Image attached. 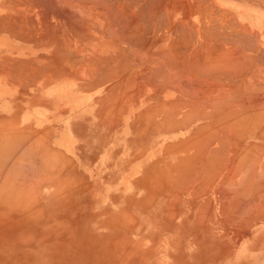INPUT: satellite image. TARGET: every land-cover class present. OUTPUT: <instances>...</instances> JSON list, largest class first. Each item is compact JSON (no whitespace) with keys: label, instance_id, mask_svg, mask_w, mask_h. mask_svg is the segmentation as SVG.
I'll list each match as a JSON object with an SVG mask.
<instances>
[{"label":"crops","instance_id":"1","mask_svg":"<svg viewBox=\"0 0 264 264\" xmlns=\"http://www.w3.org/2000/svg\"><path fill=\"white\" fill-rule=\"evenodd\" d=\"M177 1L179 2V4ZM1 2H2V0H0V3ZM172 2L174 3L173 4V12L176 11V12L180 13L181 16L184 15V13H187L188 15L191 14L189 16V18L192 15H195V20H194L195 25L194 26L196 27L197 30H203L202 31L203 32V38L202 37L201 38H193L194 40L191 38H187V39L185 38V40H182L183 42L179 41L180 39H182V38H180V39L176 40V42L180 43V45H182V46H183V43L185 45L189 44V46H192V45L198 46V45H196L198 42L200 44L204 43L203 45L205 47L207 45L209 46V47L207 46L206 48H209V50L211 52L208 51V49L206 51L209 52L208 56H210V57H213V56L217 57V54H220V53H218V51H221L222 48L225 51H227L226 50L227 48L228 49L229 48L234 49V54H233L232 59H235L234 57H236V58L241 57L243 60V62H241L242 60L239 61V62H241V63H239L240 68H238V63L234 62L236 64V67H237V68L236 67L235 68L238 71L237 72L238 74L235 73V76H236V74L238 75V76H236L237 81L238 82L240 81L238 83V85L239 86L242 85L241 87L244 86L243 88L246 87L245 89H243V88H240L239 86H237V88H239L240 90L242 89L241 91L239 90L240 92L238 91L240 94L239 93H237V94L242 95V97H244L245 96L244 94L247 93L246 96L251 95L252 97H255V98H256V96H261L262 94L264 96V93H262V92H264L263 91L264 90V71H263L264 70V60H263L264 59V0H172ZM1 4H3V3H1ZM4 4H6V2H4ZM199 8H202V12H197L199 10ZM8 9L6 8V10H8ZM6 10H5V8L4 9L0 8V16L5 15V18H7L6 15L7 14L9 15L10 13H9V11L7 12ZM1 18L4 20V22L6 21V19H4L3 17H1ZM203 19H204V22L202 23L201 21ZM0 23H2V22H0ZM9 23L10 22H8V24ZM208 23L210 25H208ZM4 24L3 25L1 24L2 26H1L0 30L2 29ZM8 24H5V26L3 28L9 27ZM209 27H211V28H209ZM10 28L9 29L12 31L13 34L12 33L10 34L8 28H7V30L4 29V30H6V32L3 29H2L3 31L1 30V32H0V47H1L0 48V60H1V62L3 60V63H4V64L2 63L1 66L7 64V62L9 63V61L7 60V59H9V58H7L9 55H10L9 57L13 56L12 58L14 60H15V58H16V60L17 59L21 60L24 58L22 56L14 55L15 54V52H14L15 51V26L14 25H13V27L10 26ZM206 30L209 34H207ZM232 30H234V37L231 38L229 35H227V37H226V34L224 32H232ZM9 34L11 35V37H9L10 36ZM206 35L207 36L211 35V36H208V38H207ZM238 35H239V37H238ZM220 36H221V38H220ZM222 38H224V39H222ZM237 38H239V39H237ZM191 40L193 41L194 44L191 43ZM228 40H229V42H227ZM217 41H218V43H217ZM220 41H223L222 44L220 43ZM237 41L239 43H237ZM205 42H207V43H205ZM225 43H227V44H225ZM236 43L238 44V46ZM246 43L250 44V45H248L247 48L245 46V45H247ZM241 44L243 45V47H239V46H241ZM231 45H233L234 48ZM235 45L237 46V49H235L236 48ZM213 49H214V51H213ZM235 51L238 52L237 53L238 56L235 54ZM251 51H253V52H251ZM215 52L217 53L216 55H215ZM2 53H4V55ZM234 55H236V56H234ZM221 56H222V51H221ZM1 57L6 58L7 62L4 61L5 59H2ZM218 57H219V55H218ZM249 57L252 59H250ZM241 58H237V59H241ZM260 58H261V60L258 62V59H260ZM13 59H12V62H13ZM262 61H263V64H262ZM12 62L10 61V63H12ZM231 62H232V60H231ZM245 62H247V63L253 62L254 63L253 66L251 65L252 63L250 64L251 65L250 68H252V71H253V72L251 71V74L248 71L249 66ZM14 63H15V61H14ZM14 63H12V64H14ZM242 63L246 64L248 68L246 67V65H244ZM260 64H262V65H260ZM1 66H0V70H2ZM3 67H4V69L7 67L6 70L8 72H6L4 70L5 72L2 71V73H0V76H1L0 85L4 86V87H2L4 90L0 88V127H3L4 126L3 123H5V122L7 124L9 122H11V124H14L13 125L14 127L11 129V127H12L11 125L6 124L5 125L6 128L4 126L5 129L4 128L3 129L6 132L8 131L9 133H6V134L2 133V134L7 135L8 139H7V136H5V135H4L5 137L2 136L3 137L2 138L1 134H0V137L2 138V139L0 138L1 139L0 142L2 143V140L5 139L4 141L8 143L9 139L11 140V138L13 139L16 136L15 134H17V133L19 134V132H20V134L23 133V131H25V128L29 129L30 133H31L30 134L27 129H26V131L28 133L26 131L24 132V133H26V135L28 134V136L26 137V141H28L27 139H29L28 143H25V142L19 143L18 142V141H20V142L23 141L24 137L26 136V135L24 136L21 134L22 136L18 135V136H20V137H18V139H17V136H16V139L14 138L15 141L11 140L12 143L9 140V143L11 145L10 149H9V146H7V143L6 144L4 143L5 145L1 144V146H7V147H1L0 146L1 149L7 148L4 150L6 152L8 151L7 152L8 156L6 155L4 150L2 153L0 151V156H1L0 157V163H1V165H0V182L2 181L1 180L2 177L4 179L6 177V175L9 176V174L11 172L13 174V176H12V174H11V176H9L12 178L8 179L9 177L7 176L8 178H5V180H3L2 183H0V189L1 190L3 189V187L5 188V186H7V185L9 187V189L6 187V189H3V191H1V192L9 191L13 187V189L15 188L14 190H17L16 192L14 190L13 191L11 190L13 192V194L14 193L16 194L15 196L13 195L15 200L17 199L20 201L21 199L22 200L24 199L23 202H27L28 200L33 201V202L29 201L28 202L29 204L23 203L22 201H20V202L18 201L19 202L18 205L16 203L17 201H15V203L12 202L13 205L11 204L10 206L28 205V206H38V207L60 206V207H65V208L67 207L70 209L71 208H77V210L74 213V216L78 215L79 217L74 218L72 220H68V221L77 222V223L78 222L97 223L99 225V229H102V226L108 225L106 227V229L108 231L115 230V227H111L110 224H115L116 222L117 223H123V224H130L129 226L124 228L123 231L121 233H119L117 236L114 235V237L116 239L108 241L107 243H105V245L111 246V248H112L108 254L117 253L113 249L118 248V247H122L125 249L124 254H133V253H135V251H133V249H135V247H138L140 250L139 251L140 252L139 264H260L264 261V256H263L264 245L260 246L261 250H260L259 255H253V254L250 255L251 250L244 249L242 247L244 244H245V246L248 244V243H246L247 240L254 239L256 237V235L258 234V232L261 229V227H260L261 216L264 215V185H263L264 184V178H263L264 177V172H263L264 171V161H263L264 151L261 152V149H260V153L258 152L261 156H259L256 153L257 151L255 152V154H257L258 156L255 155L254 152L252 151L253 152L252 156H250V154H251L250 149L251 150L252 149L257 150V148H254V147L260 148L261 146H263V148H264V127H263L264 125L259 124L260 122H262V120L257 121V119H259V117L261 116V115L259 116L258 113H260L261 111H264L263 109L260 111L261 108H264V105L261 106V102H263V99H264L263 97H261V101L259 103H253L254 105L251 104L252 106L250 105V103L244 102L245 101L244 99L243 100L239 99L241 101V102L239 101L241 104L244 103V105H241V106L239 105V107H242V108L245 107L244 110L239 108L241 111H243L242 112L243 115H244V111H246V109L251 110L252 108H254V110L257 111L258 113H257V115L252 114V117L254 116L255 118H253V120L255 119L259 123L257 124V122L256 123L253 122L252 127H250V125H248L247 122L245 121L248 119L246 115H245V118H247V119H245L243 121L241 118L244 119V117H240V122H241V120H242V122H246V124L250 128H253L254 124H257L258 126L262 125L260 127L255 125L254 128L252 129V130H254L253 132H248L247 127L243 129V127L246 125L245 123H244L245 124L244 126L242 125L243 127L240 126V127H242L241 130H239V134L242 133V135L240 134L241 137L247 136L248 134H250V136H253L250 139L248 138L245 141V143L243 145H241L242 149H243V147L246 149L250 145L248 147L249 148L248 150L250 151L249 157L247 158L244 155H241L242 154L241 151L238 152V155L241 152V154L239 156L236 155L237 153L235 152L236 154L234 156H235V161L237 163L234 161V164H233V162H232V165H233L232 167L237 168V169H234L231 166L229 167V165H228L229 164L228 161H232V159L234 160V157L231 156V153L229 154L226 150H225V153L220 152V151L213 152L215 155H217V154H218V156L220 155L219 157L217 156L218 160L221 157L222 153H223V155L225 154V156H226V153L228 154V156H226V157L223 156V157L227 158L229 160L226 159L227 161H225V159H223V161H221L222 160L221 158H220L221 160H219L220 162H225V164H226V167H225V165L223 163H219L218 160L216 161V159H217V158H215L216 156L214 157L213 155H210L211 152L208 151V153L203 155V158L202 157L201 158L204 159L208 155H210V156H208L210 159L214 158L213 161L218 162V164L216 163L217 166H220V164H221V166H220L221 169L216 167L217 170L220 169L219 171H221L222 169H225V168L226 169L222 170L221 172L218 171L220 174L217 173V175L215 176V177H217L219 175L217 178H215V177L213 178L212 174H214V173L211 172L210 175L212 176L213 179L210 178V180H209V178H205V180L207 179L206 180L207 183H206V185H204L205 182L202 183V181H204V180H201V182H200V179L201 178L203 179L205 177V176L202 177V174H201V171L203 170V168H200V166H198L197 164L203 165L204 161L207 163L208 157H207V161L204 160L203 163H202V161H201V163H199L197 161V163H196L197 166L195 167V166H193L195 164L193 161H192L194 163L193 165L190 166V164H188V163H192V162L186 161L189 158L187 159V155L185 153L179 151L178 148L180 146L177 148L178 151H173L171 153L168 152L167 150L166 151L164 150L165 147H166V149L169 147V145L167 147V144H169V143H172L170 145H174V144H176V142L177 143L180 142L179 140H184L187 137L189 138L190 137L188 135L189 132H183L182 134L180 132L177 135L172 136V138H170V141H169V139H166L163 135L149 136V134L147 133V130L144 129L142 122H140L141 125L140 124H137V125L134 124V125L130 126V124H133L132 123L133 120L131 117L132 112H130V114L128 115L127 118H121V117H123L122 115L124 112L120 111L121 112V114L119 115L120 119L118 118V116L116 119V117H115L117 115L116 110L112 111V112L109 110L113 114H111L109 111H107L111 115H109L108 113H105L102 110L103 113H105L107 116H112V120H111V118L109 119V122L111 124H109V122H107L108 121L106 118L107 116L104 115V117H103L100 110H96V109H86L85 110L83 107H79L77 105H72V104L67 105L65 103H53L50 101V99L45 98V96H43L42 94L37 96V95L32 94V93L30 94L27 90L15 89V82H11V79L9 81V78H11V77L8 78L9 75L6 74V73H10V72H15L14 71L15 70V64L13 65L14 70L10 71V72L8 69V67H9L8 65H6V67L5 66H3ZM253 67H254V69H253ZM241 68L243 70L245 68V71H243V70L240 71L239 69H241ZM257 69H258V71H257ZM249 70H251V69H249ZM246 71H248V72L246 73ZM240 72H243V74H245V75L241 74ZM260 72H261V74L263 73L262 74L263 76L260 74ZM14 74H13V76H14ZM247 74H249V75H247ZM10 75H11V73H10ZM252 75H254L253 76L254 79L251 77ZM13 76H12V78H13ZM243 76H245V77H243ZM238 77H240L241 80L246 79V81H244V80L241 81L240 78H238ZM259 77H262L263 79L259 78ZM4 78H5V80H4ZM14 78H15V76H14ZM258 79H259V81H258ZM14 81H15V79H14ZM247 81H249V82H247ZM241 82L242 83L244 82V84H242ZM9 83L12 85L10 86ZM247 83H252V85H254V86H252L251 84L250 85L253 88L255 87V85H256V87L259 85L258 89L262 88V90L260 89L261 91L260 90L258 91L256 89L254 92H252L254 89H252L249 84L246 86ZM253 83H255V84H253ZM6 84L8 85L9 89L5 86ZM250 91L252 92V94H250L251 93ZM24 92H25V94H24ZM241 92L242 93L244 92V94H241ZM255 92H257V94ZM258 92H259V95H258ZM248 93L250 95H248ZM260 93H262V94L260 95ZM18 95H20V96H18ZM30 97H32V98H30ZM15 100H17V101L15 102ZM26 100H28L29 102ZM45 101H49V102L46 103ZM239 102H238V104H240ZM245 103L248 104L246 106H249L250 108L246 107ZM262 104H264V103H262ZM256 105H257V108H256ZM35 107H38V108H35ZM57 107H59V108H57ZM62 108H64V109H62ZM254 110H253V112H254ZM16 112H18V113L16 114ZM99 112L101 113V116L103 118L99 115L100 114ZM246 113L247 112H245V114ZM62 114L65 116H63ZM240 116H242V114ZM263 116L264 115H262L261 118ZM252 117L249 118V121H251V122H252V120H250V119H252ZM15 118H16V120L18 118V121H14ZM101 118L102 119L106 118V119L102 120ZM113 118H114L115 122H114ZM76 119H78V120H76ZM71 120H73V121H71ZM117 120H119V121H117ZM12 121H14V122H12ZM120 121H123V122H120ZM263 121H264V118H263ZM103 122L107 123L109 126L107 124L105 125V123H103ZM15 124L17 125L16 127H15ZM87 124H89V126ZM9 126H11V127H9ZM22 127H24V128L20 129ZM136 127H137V129H136ZM16 128H19L20 131H17ZM139 128L143 129L145 132L143 133L142 130H139ZM132 129L135 131L133 132ZM11 130H13L14 132L16 130L17 132L15 134H13L11 132ZM136 130H138V132ZM139 131L142 134L139 133ZM257 133H259V135H257ZM9 134L12 136H9ZM30 135H31V137H29ZM136 136H137V138L134 139V137H136ZM250 136H247V137H250ZM21 137H23V138H21ZM19 138H21V139H19ZM242 139H245V138H242ZM173 142H174V144H173ZM218 143L214 142V145L217 148H218V146H220V145H218ZM33 144L35 147H33ZM163 144L164 145L166 144L165 147ZM24 145L25 146L31 145L33 148H31V146H29L30 147L29 149H28V147H26V149H23L25 147ZM173 147L170 150H176L175 148L177 146L174 149H173ZM251 147H253V148H251ZM160 148L164 151H160L161 150ZM180 149H181V147H180ZM16 150H18V151H16ZM158 150H159V152H158ZM220 150H223V149H220ZM10 151L13 155L10 153ZM29 151H31V153H28ZM14 152L16 153V157H14L15 156ZM17 152H19V155H21V156H18ZM21 153H23V154H21ZM26 153H28V155H26ZM24 154H25V156H24ZM232 154H234V153L232 152ZM185 155H186V158H185L186 160L184 159V162L181 161L180 165H182L181 163L186 162L189 169H190V167H191V169L194 167L192 171H194V169H195V171L192 172V174L189 170L190 174L192 175L191 178L189 176L187 177V175L185 176V174H184V176H183V174H181L182 171L180 169L181 168L183 169L184 166L187 167L186 164L185 165L183 164L184 165L183 167H181L178 164L181 167L180 168V167H178V165H176L177 163H174L176 160H178V156H181L183 158V156H185ZM195 155L193 158L191 156L190 159H194ZM3 156L6 158V160L4 158H3L4 160L1 159ZM57 156L60 157V159ZM211 156H213V157H211ZM237 156H238V158H237ZM240 156H242V157H240ZM247 156H248V154H247ZM50 157L51 158L53 157L54 161L55 160L59 161V163H56V161L53 162V163H55V165L53 164L54 166L52 165L53 167H51V165H49L52 168L50 170L54 169L53 171H50L49 169H47V168H49V166L47 167L48 164L45 165L46 168L43 167L45 163H48L46 160L51 159ZM162 157H164V158L161 159ZM175 157H177V158H175ZM243 157L246 160L243 161L242 160ZM23 158L24 159L28 158L29 162H25V163H23L24 161L19 162L20 160H23ZM44 158L46 159L45 163H44ZM56 158H58V159H56ZM173 158H174V160H173ZM240 158H242L241 159L242 162L240 161ZM258 158H259V160H258L259 162L257 161ZM7 160H9V162L13 160L14 163H12L13 161L9 163ZM31 160H33V161H31ZM34 160H36L35 163H34ZM179 160H181V159H179ZM238 160L240 161V163L238 162ZM247 160H249L248 161L249 165L246 164ZM3 161H4V163H3ZM5 161L9 164L5 163ZM15 161H16V163H15ZM50 161H49V164H50ZM160 161H163V163ZM168 161H170L172 163H170ZM213 161L212 162L210 161L209 164H213ZM37 162H38V164L39 163L41 164V162H42V164L36 165ZM165 162H167V163H165ZM176 162L179 163V161H176ZM21 163H22V165H20ZM153 163H155V164H153ZM206 163H204V164H206ZM235 163L237 165H239V167L234 166V165H236ZM57 164H58V166H57ZM152 164L155 166V168L153 167ZM164 164L165 165L167 164L166 166H168V167L171 166L172 164H175L174 167L176 166V168H172L173 165L168 168ZM241 164H243L244 166ZM157 165L160 167H158ZM227 165H228L229 169L230 168L234 169L232 172L230 170L229 171L231 173H233V175H235V176H233V175H231V173H229ZM254 165H255V167H254ZM256 165H257V169L255 171ZM40 166H42V167H40ZM148 166H150V167H148ZM163 166H164V168H163ZM223 166H224V168H222ZM9 167H11V168L9 169ZM177 167L180 168L179 170L181 172L179 171V173L181 175L178 173L177 174L175 173V172H178L176 170ZM197 167H198V169L201 170V171L198 170V172L201 175L200 174L199 175H193V173H195V172L197 173V171H196ZM203 167H204V165H203ZM205 167H204V169H205L204 172L208 169L207 167H210V168L213 167L212 169L215 168L214 165H210V166L205 165ZM242 167H243V169H242L243 172L241 170ZM148 168H149V170H148ZM158 168H160V169H158ZM238 168L241 170L240 171L241 174H240ZM23 169L27 171V172L25 171L26 174L25 173L23 174V172H24ZM56 169L58 170V172H56L57 171ZM153 169L155 170L156 174H155ZM163 169H165V171ZM166 169H167V172L169 170L170 171L172 170V172H168L169 173V174H167L168 176L163 177V175L166 174ZM152 170H153V172H150ZM187 170L188 169L185 168V170L183 172H188ZM54 171L56 172V174L54 173L55 175L53 174ZM227 171H228L229 175L226 177L225 175L228 174V173H226ZM28 172L34 176L39 174V176L34 177L30 174L27 175ZM204 172H203V174H204ZM215 172H216V170H215ZM262 172H263V174H262ZM158 173H159V175H157ZM16 174L19 176H16ZM21 174H23V177H24V175H26V176L30 175L28 177L30 179H28L27 177H24V178H27L26 180H30V182L26 181L24 179V182L22 183V182H20L19 178H17L18 179L17 180L16 177H20ZM175 174L177 175L176 176L177 178L175 177ZM187 174H189V173H187ZM206 174H209V173L206 172ZM45 175L47 176V179H46ZM178 175L180 177L183 176L182 179L180 178V180H181V183H179V185L181 184L180 189H178V187H179L178 182H180ZM230 175L234 178V180L230 179L231 181H234V183L229 180L228 177H230ZM43 176H45L44 179H43ZM172 176L175 177V179ZM195 176H197L198 179H196ZM21 177H22V175H21ZM185 177H187V179L189 181L188 183L184 179ZM222 177H224V178H222ZM246 177L249 180H247ZM252 177L253 178L255 177V178L252 179ZM160 178H163V179H160ZM168 178L171 179L172 181L171 180L169 181ZM225 178H227L231 184L229 183L228 185H226L224 182L227 179H225ZM20 179L22 180V178H20ZM143 179H144V181H143ZM145 179H147V180H145ZM165 179H168L167 182ZM189 179H191V181ZM211 179L213 180V183L210 182L209 184H212L210 186L208 184V180L212 181ZM250 179H252L255 182L254 183L253 181H251L252 186H251V184L249 186H248V184H246V182L250 183ZM6 180H7V182H9V181H11V183L13 182V186L10 182L9 183L11 185L9 183H7ZM33 180H34L35 185L32 182ZM176 180H179V181L175 182L174 184L175 185L177 184L176 186H178V187H172L174 184L171 186L170 182H174ZM183 180H185L187 184H184V182H182ZM196 180L198 183L196 182ZM222 180H224V182H222ZM228 180L226 183H228ZM242 180L243 181L246 180V181L243 182ZM257 180L259 183L257 182ZM25 181L30 186L28 184H26ZM219 181H221L222 184L223 183L225 184V188L229 187V189H230L231 186H232V188L234 187L233 188L234 191L232 192L231 191L232 189H230V190L228 189V191L229 192L231 191L232 193L231 192L229 193L227 191L228 192V196H227V192H226L227 189L224 188V184L221 186V184H220L221 182L218 183ZM16 182H18V184ZM190 182H192V183L190 184ZM140 183H142V184H140ZM168 183H169V185H167ZM182 183L186 189H184V187L182 186ZM5 184H7V185H5ZM164 184L168 188L170 187V189L167 190L168 188L165 187ZM188 184H190V185H188ZM213 184L217 187V189H215L216 187ZM219 184H220V186H219ZM255 184H257L258 187H260L263 191H260L261 189L258 188ZM14 185L16 187H19V189L23 191V192L21 191V193L28 191L27 193H25L26 194L25 195L26 200H25V197H22V195L24 196V194H21L20 190L17 189ZM24 185H26V186H24ZM143 185H144V187H143ZM235 185H236V187H235ZM253 185H254V187H253ZM33 186H35L34 189L32 188ZM161 186H164V187H161ZM186 186L187 187L190 186V187L187 188ZM200 186H201V188H200ZM218 186L222 187V188L220 189ZM237 186H240V188L242 190ZM30 187H31L32 193L29 192ZM24 188H26V189H24ZM28 188H29V190H28ZM174 188L175 189L177 188V189L175 190ZM197 188L199 190L201 189L200 191H202V193H200ZM236 188H238V189H236ZM248 188L251 190H249ZM255 188H256V190H255ZM257 189L258 190L260 189L258 191V193L261 192L260 195L257 193ZM32 190H34L35 192H33ZM191 190L192 191L195 190L194 192H192L195 194L190 193ZM213 190H215V191H213ZM217 190H219L220 192H222V190H223V192L224 191L225 192L223 194L221 193V195H220V192ZM246 190L248 193L246 192ZM252 190H255V191H252ZM216 191L219 193H217ZM241 191L242 192L245 191L244 193H247V194L244 195V193H243V195H242ZM169 192L171 193V195H169L170 194ZM238 192H240V193H238ZM250 192L251 193L255 192V196L253 195V193L251 194L252 195L251 196L249 194ZM33 193H36V194H33ZM233 193L234 194L236 193L237 196L240 197L237 199L239 202L236 200V197H237L236 195L232 196ZM238 194H240V195H238ZM219 195L220 196L224 195L223 198L224 197L225 198L223 199ZM229 195H231V196H229ZM248 195H249V197L246 199V197ZM256 195H258L260 198L258 196L256 197ZM6 196H4V197L6 198ZM241 196H245L246 200L243 199L244 197L241 198ZM250 196H251V198H250ZM4 197H3V199H4ZM27 197L32 198V199H29ZM254 197H255V199H254ZM8 198H10V196H8L7 199ZM33 198L35 201L33 200ZM256 198H258V199H256ZM221 199L223 202H220ZM226 200H227V202H226ZM229 200L232 202H230ZM241 200H244V203H246V204H244ZM246 201L252 202V203L248 202L249 204H251L250 207ZM255 201H256L257 205H255L256 204ZM228 202H230L231 205L233 202H237V205H235V203H234V207H237L239 210L238 209L235 210L236 208L234 209V207H233V209H234L233 211L230 210V208H232V207H231L230 203H228ZM31 203H32V205H31ZM221 203H223V204L225 203L227 205V208H226L227 210L225 208H222V207H225L226 205L221 206V205H223ZM240 203H242V205ZM6 204L7 203H1V206H3V205L6 206ZM7 205H9V203ZM229 205H230V207H229ZM244 206H248V207H244ZM239 207H241V208H239ZM220 208H221L222 212H220L221 211ZM224 209L227 211V214H228V210L231 211V212L229 211V213H231L232 217H230L229 214L227 215L228 218H230V219H228L226 217V214H225L226 212L224 211ZM241 209H243V210L241 211ZM200 211H201V213H200ZM202 211H203V213H202ZM223 211H224V213H223ZM245 212H247V213L245 214ZM232 213H234V214H232ZM239 213L240 214L242 213L241 215H243V216H241ZM70 214L71 215L73 214L72 210H70ZM235 215H237V217ZM222 216H224V217L222 218ZM225 217L227 219H225ZM202 218H203V220H202ZM133 222L139 224L138 241H134V239L131 237L132 236L131 224ZM239 222H240V224H237ZM228 224H230V225H228ZM246 231H248L250 233L247 236L244 235V233ZM111 238H112L111 235L107 236V239H111ZM239 239L243 240V241L245 240V242H241V244L237 246V240H239ZM246 255H249V256H246Z\"/></svg>","mask_w":264,"mask_h":264},{"label":"bare ground","instance_id":"2","mask_svg":"<svg viewBox=\"0 0 264 264\" xmlns=\"http://www.w3.org/2000/svg\"><path fill=\"white\" fill-rule=\"evenodd\" d=\"M4 2H6V4H4ZM1 3H3V4H1ZM1 3H0V8L1 9L5 8V10H6V8L7 9L9 8L6 11L7 12L9 11L10 14L8 15L6 13L7 18H5V15L0 16V20L2 19L1 17L6 19L5 22L3 19L0 21V22H2V23H0V28L4 23L8 24V22H10L12 25L9 23L8 24L9 27L3 28L5 26V24H4V26L2 27L3 30L4 29L7 30V28L9 29L10 26H12V27H13V25L15 26V51H14L15 54L14 55L24 57L21 60L20 59L16 60V58L14 60L12 58L13 56L9 57L10 53L8 54L9 56L7 58H9V59H7V60L9 61V63H10V61L12 62V59H13L12 63H14V61H15V63H14L15 64V70L13 69L14 64L10 63L11 64L10 65L7 62L6 58L1 57L2 59H5L4 61L7 62V64H5V65L1 66V64L3 63V60H2V62L0 60V62H1L0 66L2 68V70H0V73H2V71H4V70L6 72H8L6 70L7 69L6 65H8L9 67L11 66L10 68L12 70L8 67L9 72L13 71V70L15 71V72H10L12 76L15 73L14 74L15 78H14V76L12 78L10 73H6L7 75H9L8 78L11 77V78H9V81L11 79V82H15V89L27 90L30 94L32 93V94H35L37 96L42 94L43 96H45V98L50 99V101L53 103H65L67 105H71V104L77 105L79 107H83L85 110L86 109L100 110L103 117H104V115L107 116L105 113H108L107 111H109V110L111 112L115 111V110L117 111L116 112L117 115L114 113L116 115L115 116L116 119H117V116L120 119L119 115L121 114L122 111L124 113L122 115L123 117H121V118H127L128 115L130 114V112L135 111V110H142V112L141 111L139 112L140 114H137L139 116H137V115L134 116L135 113L133 114V112H132L131 117L133 120L132 121L133 124H130V126L134 125V124H136V125L140 124L141 125L140 122H142L145 130L148 131L149 129L153 128L154 132L152 131L151 134L160 135L161 133H163V134H165V136H167L166 139H170V138H172V136H175L180 132H181V134L183 132H189L188 135L190 137L189 138L187 137L184 140H179L180 141V142H178L179 144L177 142H176V144H174V142H173V144L175 146L170 145L172 143H169V144H167V147H168V145H169V147L166 149V147H165L166 144L165 145L163 144L165 147L164 150L165 151L167 150L168 152L171 153L173 151H178L177 148L180 146L181 149L179 147L178 148L179 151L185 153L187 155V159L188 158L190 159L191 156L193 158L194 155L196 154L195 158H194L195 160L194 159L186 160L185 159L186 155L183 156V158L181 156H178V160H176V161H179V163L176 161L175 162L173 161L174 163H177L176 165H178V164L180 165V162L181 161L184 162V159L187 162L193 161L195 164L193 162L188 163V164H190V166L194 164L193 166H195V167L197 165L200 166V168H203V170H202L203 172L205 170L204 169L205 165H207V166L208 165L209 166L214 165L215 166L214 169L216 170V172L214 169H212L213 167H211V168L207 167L208 169L204 172V174H205L204 175L203 172L200 169H198V167H197V170H196L197 173L196 172H195L196 174L193 173V175H199L200 173L198 172V170L201 171L202 177H204V176L205 177L203 179L201 178L200 182H201V180H204V181H202V183L205 182L204 185H206V183H207V181H206L207 179L205 180V178H209V180H210V178H212V176L210 175L211 172L214 173V174H212L213 178H214L217 175V173L220 174L219 172L226 169L225 168V169H222L221 171H219L221 169L220 168L221 164H220V166H217L218 162H216V161L218 160V157L220 155L218 156L217 153H216L217 155H215L213 152L220 151V152L225 153V150H226L229 154L231 153V156L234 157V160L232 159V161H228L229 167L233 166L232 162L234 164V161H235L234 155L236 153H237L236 155H238L239 151L242 152V154L240 152L239 155L240 154L244 155L247 158L249 157L250 151H251L250 156H252L253 152L255 154L256 151H257L256 153L259 156H261L259 154L260 148H258V147H254V148H257V150H253V149L251 150L250 149V151H249L248 150L249 149L248 147L250 146L249 145L246 149L244 147L242 149L241 145H243L245 143V141L248 139L247 136H249L250 134H248L247 136L241 137L240 134L242 135V133L239 134V130H241V128L246 124V122L248 125H250V127H252L253 122L256 123L258 120L259 121L262 120L263 123L257 122V124L259 123V124L264 125V121H263L264 116L261 118V116L264 115V113H263L264 111H261V110L262 109L264 110V108L260 107L261 108L260 109L261 112L259 111L260 113H258L256 111L259 114V116L261 115L259 117V119H257V121H256L255 119L253 120V118H255V117L254 116L252 117V114L257 115V113H255L254 108H252L251 110L246 109V111H244V115H243V113H242L243 111H241L240 109L244 110L245 107L242 108V107H239V105L240 106L244 105L243 102H242L243 104L240 103L241 99L242 100L244 99L245 100L244 102L250 103V105L253 103H257L260 96H258V97L256 96L257 100H256V102H253V101H255V97H252L250 94H252V92H254L256 89L259 91L260 89L262 90V88L259 87L260 89H258L259 85L257 87L255 85V87L253 88L252 86H254V85H252V83H247L246 86L248 84L249 85L251 84L252 85V86L250 85L251 88L254 89L253 91L251 90L252 92L250 91L251 92L250 94L248 93V95H250V96H246L247 93L244 94V92L243 93L241 92V94L245 95V96L243 95L244 97H242V95L237 94L242 89L240 90L239 88H237V86H239L238 83L240 81L238 82L237 78H236V76H238L237 75L238 71L236 70L237 67H236V64L234 62H237L238 68H240L239 63L243 62V60L241 57H237V58H241V59H237L236 57H234L235 59H232L233 54H234V50L225 51L222 48L225 51L224 52L221 49L223 57L221 56V51H218V53H220V54H217L215 52V55L217 54V57H214V56L210 57V56H208L209 52L206 51L207 49H208V51H210L209 48H206L208 45L205 47L203 45L204 43L200 44L198 42L196 44L198 46H195V45L189 46V44L185 45L183 43V46H182V45H180V43L176 42V40H178V39H175V37L177 36V33L179 31L181 32V30L184 31L185 29H187V27H185V24L181 25L182 21L181 22L179 21L180 23H176V24L173 22L172 19H170V20L167 19L168 23L166 22L167 20L163 21V19H162L163 18V16H162L163 15V13H162L163 8L161 9V6H162L161 0H6V1L2 0ZM178 4H179V2H178ZM166 12L169 13L167 10H166ZM165 17L167 18V15H165ZM162 21L164 22V24ZM165 22L167 25L165 24ZM188 24L190 25V28H191V24L190 23H188ZM163 25L166 27H164ZM211 27H209V28H211ZM190 28H188V30ZM10 29H9V32L11 34L12 29L11 30ZM1 30H0V32H1ZM6 30H4V31L6 32ZM191 30H190V32H193L195 29H193V31H191ZM164 31L166 33L169 32L170 34H167V35L163 34ZM194 32H196V31H194ZM206 32H207V30H206ZM182 33H180V34H182ZM174 34L176 36H174ZM207 34H209V33L207 32ZM231 34H234V33L232 32ZM183 35H182V37H180L182 39H180L178 37L180 39L179 40L180 42L182 40H185V37ZM188 35L190 36L189 33H188ZM208 36H211V35H208ZM208 36H207V38H208ZM9 37H11V35ZM192 37H193V35H192ZM192 37H191V39H193ZM238 37H239V35H238ZM187 38L188 37H186V39ZM220 38H221V36H220ZM231 38H232V36H231ZM222 39H224V38H222ZM237 39H239V38H237ZM222 42L223 41H220L221 44H222ZM227 42H229V40ZM191 43H193L192 40H191ZM205 43H207V42H205ZM217 43H218V41H217ZM237 43H239V42L237 41ZM225 44H227V43H225ZM246 44L247 45H245V46L247 48L248 45H250V44L249 43H246ZM231 46L233 47V45H231ZM237 46H238V44H237ZM237 46L235 45V47H236L235 49H237ZM239 47H243V45L241 44V46H239ZM251 52H253V51H251ZM237 53L238 52L235 51L236 55H237ZM2 54L4 55V53H2ZM218 55L220 58L218 57ZM236 55H234V56H236ZM230 59L232 60V62ZM250 59H252V58H250ZM260 60H261V58L258 59V62ZM239 61H241V62H239ZM245 63L248 64L249 68L247 67L246 64H244V63H242V64L246 65L249 73L251 74L252 68H250V67H251V65L253 66L254 63L253 62H251L252 64L250 62L249 63L245 62ZM262 64H263V61H262ZM262 64H260V65H262ZM3 66H5L6 68L4 69ZM254 67H253V69H254ZM245 68H244V70L242 68L239 70L245 71ZM249 69H251V70H249ZM248 71H246V73ZM257 71H258V69H257ZM235 73H237L236 76H235ZM240 73L243 74V72H240ZM260 74H261V72H260ZM243 75H245V74H243ZM247 75H249V74H247ZM253 76L254 75H252L251 77L254 79ZM243 77H245V76H243ZM0 78H1V76H0ZM238 78H240V77H238ZM259 78H262V77H259ZM14 79H15V81H14ZM4 80H5V78H4ZM240 80H241V78H240ZM242 80L246 81V79H242ZM258 81H259V79H258ZM247 82H249V81H247ZM242 84H244V82ZM253 84H255V83H253ZM9 85L11 86L12 84L9 83ZM5 86L8 88L7 84ZM241 86L242 85H240L239 87L240 88L244 87V86L243 87H241ZM2 87H4V86L0 85L1 89H3ZM245 88H243V89H245ZM255 93L257 94V92H255ZM262 93H264V92H262ZM262 93H260V95ZM24 94H25V92H24ZM258 95H259V92H258ZM18 96H20V95H18ZM30 98H32V97H30ZM16 101L17 100H15V102ZM26 101H28V100H26ZM45 102L48 103L49 101H45ZM238 102L240 104H238ZM246 103H245V106L248 105ZM262 103H264V101L261 102V106L264 105ZM246 107H249V106H246ZM35 108H38V107H35ZM57 108H59V107H57ZM256 108H257V105H256ZM62 109H64V108H62ZM102 110L105 113H103ZM253 110H254V112H253ZM245 112H247L248 114L247 113L245 114ZM17 113L18 112H16V114ZM101 113L99 114L100 116H101ZM110 113H108V114L109 115L113 114V113H111V114ZM241 114H242V116H240ZM245 115L247 116L248 119L245 118ZM63 116H65V115H63ZM240 117H244V119L241 118L243 121L245 119H247V120H245L246 122H242V120H241V122H242L241 123ZM250 117H252V119H250V120H252V122L249 121ZM106 118L108 120L107 122H109L110 118L112 120V116H107ZM106 118H104V119H106ZM114 118H113V120H114ZM104 119H102V120H104ZM76 120H78V119H76ZM14 121H18V118H17V120L15 118ZM14 121H12V122H14ZM71 121H73V120H71ZM117 121H119V120H117ZM114 122H115V120H114ZM120 122H123V121H120ZM103 123H105V122H103ZM6 124H7L6 122L3 123L4 126ZM106 124L107 123H105V125ZM109 124H111V123L109 122ZM247 124L243 127V129L247 127L248 132H253L254 130H252V129L254 128V126L255 125L258 126L257 124H254L253 128H250V127H248ZM7 125H11L12 127L9 126V127H11V129L14 127L13 126L14 124H11V122H9ZM87 125L89 126V124H87ZM4 126L0 127L1 137L2 136L5 137V136H7L5 134L9 133L8 131L6 132L4 130L6 128V126H5V128H4ZM16 126L17 125L15 124V127ZM240 126H242V127H240ZM260 126H262V125H260ZM260 126H258V127H260ZM23 128L24 127L20 128V129H23ZM140 128H139V130H142V132L144 133L145 131L143 129H140ZM18 129L19 128H16L17 131H20V129L19 130ZM26 129L27 128H25V131H26ZM136 129H137V127H136ZM16 130H15V132L13 130H11V132L13 134H15L17 132ZM27 130L30 133V130L29 129H27ZM25 131H23V133H21L24 136L26 135V133H24ZM132 131L134 132L135 130L132 129ZM136 131L138 132V130H136ZM2 133H5L4 134L5 136ZM139 133H141V132L139 131ZM21 134H20V132H19V134L18 133L15 134L17 136V139H18V137H20L18 135H21ZM257 135H259V133H257ZM9 136H12V135L9 134ZM16 136L14 137L15 139H16ZM27 136H28V134L24 137L23 141H21V142L18 141V142L19 143H22V142L28 143L29 139H27L28 141H26ZM29 137H31V135ZM14 138L13 139L11 138V140L15 141ZM21 138H23V137H21ZM21 138H19V139H21ZM135 138H137V136L134 137V139ZM242 138H245V139H242ZM1 139H0V141H1ZM7 139H8V136H7ZM4 140H2V143L0 142V146H1V144L3 145L4 143L5 144L7 143ZM9 140H8L7 146H9V149H10L11 145L9 143ZM11 140H10V142H11ZM214 142H216V143L219 142L218 145H220V146H218V148L215 147ZM31 145H28V146L24 145L25 147L23 149H26V147H28V149H29L30 148L29 146H31ZM7 146H1V147H7ZM171 146L172 147L174 146L173 149L177 146L175 148L176 150H170V149H172ZM1 147H0L1 153L3 152L4 149H7V148L1 149ZM33 147H35L34 144H33ZM33 147L31 146V148H33ZM219 148L223 149V150H220ZM251 148H253V147H251ZM18 150H16V151H18ZM164 150L161 149L160 151H164ZM208 151L211 152L210 155H213L214 157L216 156L215 157V158H217L216 161H213L214 158H211L212 159L211 160L208 157V156H210L208 154H207L208 155L207 156L208 161H207V157L202 159L203 155L208 153ZM7 152L5 151L6 155L8 156ZM158 152H159V150H158ZM232 152L234 154H232ZM10 153H11V151H10ZM17 153H18V156H21V155H19V152H17ZM28 153H31V151H29ZM28 153H26V155H28ZM223 153L220 157L222 160L220 158H219V160H221V161H223V159H225V161L229 160L227 158H224V157L228 156V154L226 153V156H225V154L223 155ZM21 154H23V153H21ZM247 154H248V156H247ZM257 154H255V155H257ZM24 156H25V154H24ZM213 156H211V157H213ZM238 156H237V158H238ZM14 157H16V153H15ZM240 157H242V156H240ZM3 158L6 160V158L4 156L1 159H3ZM58 158L60 159V157H58ZM58 158H56V159H58ZM163 158L164 157H162L161 159H163ZM175 158H177V157H175ZM259 158L257 159V161L259 160ZM51 159L46 160L44 158V163H45V160L48 163H45L43 167H45V165H47V164H48L47 167L49 165H51V167H53L55 165V163H53V162H55V161H56V163H59L58 160L54 161V158L52 160ZM179 159H181V160H179ZM241 159L242 158H240V161H241ZM173 160H174V158H173ZM204 160H206L207 163ZM242 160L244 161L246 159L243 157ZM7 161L9 162V160H7ZM12 161H10V162H12ZM31 161H33V160H31ZM49 161H50V164H49ZM163 161H160V162L163 163ZM197 161L199 163H201V161L203 163V161H204V163H206V164L203 163L204 167L201 164L196 165ZM210 161L211 162L213 161V164H209ZM240 161L238 160L239 163H240ZM248 161L249 160L246 161V164L249 165ZM263 161H264V159H263ZM19 162H23V163L29 162V159L23 158V160H20ZM35 162H36V160H34V163ZM42 162H41V164H42ZM168 162H170V161H168ZM3 163H4V161H3ZM5 163H7V162L5 161ZM9 163H7V164H9ZM12 163H14V161ZM15 163H16V161H15ZM165 163H167V162H165ZM170 163H172V162H170ZM219 163H223L226 167L225 162L219 161ZM41 164L40 163L38 164V162L36 163V165H41ZM153 164H155V163H153ZM181 164H182V165H180L181 167H183L185 164L187 165L186 162L181 163ZM0 165H1V163H0ZM20 165H22V163ZM172 165H173L172 168H176V166L174 167L175 164H172ZM179 165H178V167H180ZM228 165H227V168H228ZM241 165H243V164H241ZM57 166H58V164H57ZM171 166H169V167H171ZM234 166L239 167V165H237V164ZM40 167H42V166H40ZM51 167L49 166V168H47V169L50 170V169H52ZM148 167H150V166H148ZM153 167L155 168L154 165H153ZM158 167H160V166H158ZM166 167H168V166H166ZM178 167L176 169L178 172L174 171L176 174L177 173L180 174L179 173L180 170L183 172L185 170V168H187L188 172H183V173L181 171L180 172H181V174H183V176L185 174V176L187 175V177L189 176L190 178L192 177V175H191L192 172L195 171V169H194V171H192L194 167L192 169L190 167V169H189L188 165H187V167L184 166L185 168L183 167L184 170L181 167H180L181 169ZM216 167L220 168V169L217 170ZM254 167H255V165H254ZM10 168L11 167H9V169ZM163 168H164V166H163ZM222 168H224V166ZM232 168H234V167H232ZM232 168H230V169L228 168V171L230 170L232 172L234 169H237V168H234V169H232ZM158 169H160V168H158ZM167 169H166V174L164 173L165 175H163V177L168 176L167 175V174H169L168 172H172V170L171 171L169 170L167 172ZM242 169H243V167L241 168V170ZM256 169H257V165L255 168V171H256ZM53 170H50V171H53ZM148 170H149V168H148ZM153 170L150 172H153ZM163 170L165 171V169H163ZM189 170H190L191 174H190ZM238 170H239V172L241 171L239 168H238ZM23 171H24L23 172V174H24L26 170L23 169ZM228 171L226 173H228ZM230 171H229V173H231ZM56 172H58V170ZM56 172L54 171L53 174L54 173L56 174ZM154 172H155V170H154ZM206 172H208L209 174H206ZM242 172H243V170H242ZM263 172H262V174H263ZM187 173H189L190 175ZM229 173L226 174L225 176L227 177L229 175ZM11 174H12V172L9 174V176H11ZM23 174H21L22 177H21V175H20V177H16V179L19 178L20 182H22V183L24 182V179L26 180L30 175H32L31 173L28 172L27 175L28 174H30V175L29 176L24 175V177H27V178H24ZM155 174H156V172H155ZM176 174H175V177L177 176ZM240 174H241V172H240ZM157 175H159V173ZM231 175H233V173H231ZM231 175H230V177H228L229 180L230 179L234 180V178ZM7 176L8 175H6L5 178L9 177V176L8 177ZM12 176H13V174H12ZM16 176H19V175L16 174ZM32 176H34V175H32ZM37 176H39V174L34 176V177H37ZM45 176H43V179ZM183 176L182 177L179 176L178 177L179 180H180V178L182 179ZM233 176H235V175H233ZM175 177H173V178L175 179ZM187 177H185L184 179L188 183L189 181H188ZM195 177H196V179H198L197 176H195ZM217 177H215V178H217ZM5 178L3 179V177H2L1 180L3 181V180H5ZM10 178H12V177H9L8 179H10ZM20 178H22V180ZM222 178H224V177H222ZM254 178L252 177V179H254ZM28 179H30V178H28ZM46 179H47V176H46ZM160 179H163V178H160ZM168 179H165L166 182ZM225 179H227V178H225ZM246 179L249 180L247 177H246ZM252 179H250V183L246 182V184H248V186L252 183L251 182V181H253ZM145 180H147V179H145ZM170 180L171 179H169V181ZM179 180H176L174 182H170L171 186L175 182H178ZM185 180H183L182 182H184V184H187ZM189 180L191 181V179H189ZM209 180H208V184L210 182L213 183V180L212 181H209ZM227 180H225V182H224V180H222V182H224L226 185H228L230 182L228 180V183H226ZM2 181L0 183H2ZM26 181L30 182V180H26ZM143 181H144V179H143ZM245 181H243V182H245ZM6 182H7V180H6ZM9 182L11 183V181H9ZM9 182H7V183H9ZM32 182L34 183V180ZM196 182H197V180H196ZM220 182L221 181H219L218 183H220ZM222 182L220 183L221 186L224 184V183L222 184ZM231 182L234 183V181H231ZM257 182H258V180H257ZM16 183L18 184V182H16ZM179 183H181V180H180V182H178L179 187L176 186L177 184L176 185L174 184L172 187H178V189H180L181 184L179 185ZM191 183L192 182H190V184ZM11 184L13 186V182ZM26 184H28V183L26 182ZM140 184H142V183H140ZM190 184H188V185H190ZM220 184H219V186H220ZM225 184H224V188H225ZM257 184H255V185L258 187ZM34 185H35V183H34ZM144 185H143V187H144ZM167 185H169V183ZM209 185L211 186L212 184H209ZM24 186H26V185H24ZM164 186L167 187L165 184H164ZM164 186H161V187H164ZM182 186H183V183H182ZM251 186H252V184H251ZM6 187L9 189L8 185L5 186V188L3 187V189H6ZM183 187H184V189H186L185 186H183ZM189 187H187V188H189ZM235 187H236V185H235ZM237 187L240 188V186H237ZM253 187H254V185H253ZM16 188L19 189V187H16ZM32 188L34 189L35 186H33ZM200 188H201V186H200ZM219 188L221 189L222 187H219ZM233 188H232V186L230 188V189H232L231 190L232 192L234 191ZM258 188H260V187H258ZM3 189L2 190L0 189V207H1L2 198L4 196H6V193L2 194V192H1V191H3ZM14 189L12 187V189L9 190L10 192H8V191H6V192L8 193V195H9V193H12V194H10L11 197L13 195L15 196L16 194L15 193L13 194V192H12ZM24 189H26V188H24ZM169 189H170V187L167 190H169ZM215 189H217V187ZM225 189H227L226 190V192H227L229 187L225 188ZM236 189H238V188H236ZM28 190H29V188H28ZM200 190L198 189V191L200 193H202V191H200ZM219 190H217V191H219ZM247 190H246V192H247ZM249 190H251V189H249ZM255 190H256V188H255ZM255 190H252V191H255ZM259 190L257 189V193ZM14 191L16 192L17 190H14ZM21 191L22 190H20V193H21ZM32 191L35 192L34 190H32ZM194 191L191 190L190 193H192ZM213 191H215V190H213ZM260 191H263V190L261 189ZM29 192H31V187H30ZM219 192H217V193H219ZM224 192L222 190V192H220V195H221V193L223 194ZM228 192H227V196H228ZM244 192L241 191L242 195ZM238 193H240V192H238ZM247 193H244V195H246ZM252 193L250 192L249 194L251 195ZM21 194H24V193H21ZM33 194H36V193H33ZM192 194H195V193H192ZM258 194L260 195L261 192ZM25 195L26 194H24V196L22 195V197H25ZM169 195H171V193ZM234 195L237 196L236 193L235 194L233 193L232 196H234ZM238 195H240V194H238ZM253 195L255 196V192L253 193ZM14 196L11 199L12 202H14L13 201ZM223 196H220V197L223 198ZM229 196H231V195H229ZM251 196H250V198H251ZM257 196L258 195H256V197ZM6 197H8V196H6ZM248 197H249V195L246 197V199ZM27 198H29V197H27ZM238 198H240V197L237 196L236 200ZM241 198L245 199V196H241ZM4 199H6V198L4 197ZM29 199H32V198H29ZM254 199H255V197H254ZM256 199H258V198H256ZM11 200H10V202H11ZM23 200L21 199L20 201L23 202ZM25 200H26V197H25ZM33 200H34V198H33ZM15 201H17L16 202L17 205L20 202L17 199ZM29 201L30 200H28V202ZM241 201L244 203V200H241ZM220 202H223L222 199ZM226 202H227V200H226ZM230 202H232V201H230ZM230 202H228V203H230ZM248 202H251V201H248ZM248 202H247V204L250 207L251 204H249ZM2 203H4V201ZM5 203H6V200H5ZM8 203L9 202H7V204ZM23 203H25V202H23ZM234 203H235V205H237V202H233L232 203L233 206L230 203V205L232 207V208H230V210H232V211L235 208H236L235 210L238 209L237 207H234ZM255 203H256V201H255ZM7 204H6V206L9 209ZM11 204L12 203H9V205H11ZM221 204H223V203H221ZM240 204L242 205V203H240ZM244 204H246V203H244ZM31 205H32V203H31ZM224 205H226V204L224 203L221 206H224ZM230 205H229V207H230ZM255 205H257V203ZM233 207H234V209H233ZM244 207H248V206H244ZM3 208H5V207H3ZM28 208H29V206H28ZM222 208L226 209L227 205L225 207H222ZM239 208H241V207H239ZM19 209H20V207H19ZM225 209H224V211L226 212L225 213L226 217L228 218V216H227L228 214L230 215V217H232L231 213H229L230 210H228V214H227V211H226L227 209L226 210ZM220 210H221V208H220ZM242 210L243 209H241V211ZM224 211H223V213H224ZM220 212H222V210ZM0 213L3 214V211ZM200 213H201V211H200ZM202 213H203V211H202ZM234 213H232V214H234ZM246 213L247 212H245V214ZM237 215H235V216L237 217ZM4 216L6 217V215H4ZM7 216H8V214H7ZM241 216H243V215H241ZM223 217L224 216H222V218ZM226 217H225V219H227ZM8 218L10 219L9 216H8ZM5 219H7V218H5ZM228 219H230V218H228ZM22 220H24V219H22ZM202 220H203V218H202ZM237 224H240V222ZM228 225H230V224H228ZM262 245H264V244H262Z\"/></svg>","mask_w":264,"mask_h":264},{"label":"rangeland","instance_id":"3","mask_svg":"<svg viewBox=\"0 0 264 264\" xmlns=\"http://www.w3.org/2000/svg\"><path fill=\"white\" fill-rule=\"evenodd\" d=\"M161 1H162L161 9L163 8L162 9L163 21H166L167 19L169 20L172 19L175 24L180 23L182 21L181 25L185 24V27H187V29H185L184 31L181 30V32L180 31L178 33L176 32L177 36L175 34L174 36H176L177 38L175 37V39H179L180 37H182L183 34L185 38L186 37L191 38L192 35H193L192 38L203 37V32H202L203 30H197L196 27L193 26L195 25V21H194L195 15H192L189 18L191 14L188 15L187 13H185L184 15L181 16L180 13L176 11L173 12L174 3L172 2V0H161ZM165 9L169 13H167ZM197 12H202V8H199V11ZM165 15H167V18L165 17ZM166 22L168 23V20ZM201 22L203 23L204 19ZM188 23L191 24V28L188 27L190 26ZM208 25L210 24L208 23ZM188 28L190 29L188 30ZM192 28L195 29L194 31L196 32H194ZM190 30L193 32H190ZM232 32L234 33V30H232ZM232 32H225V34L226 36L229 35L230 37L231 36L234 37V34H231ZM188 33L190 34L191 37L188 35ZM163 34L167 35L170 33L169 32L166 33L164 31ZM226 50L232 51L234 49L230 48ZM261 97L264 98V96L261 95L259 97L260 100ZM259 99L258 102L260 101ZM256 100L257 98H255V101L253 102H256ZM140 111L142 112V110H135L132 112L133 114L135 113L134 114L135 116L137 114H140L139 113ZM255 113L257 112L255 111ZM151 129H149L147 132L149 136H154V134H151V132L152 131L154 132V130L153 128ZM160 135L165 136V134L163 133H161ZM166 137L167 136H165V138ZM252 137L253 136H250L248 138L250 139ZM260 149L261 152L264 151L263 146H261ZM3 193H6L7 196H10L11 194L9 193L8 195L7 192H2V194ZM25 193L27 192H24V194ZM11 199H12L11 196L8 199L7 197L6 199L2 198L1 203L3 201L5 203V200L6 203L7 202L12 203ZM13 201L15 203V200ZM25 203H28V201ZM8 207L9 209L5 205L0 207V212L3 211V214L0 213V264H139L140 250L138 247H135V249H133V251H135V253L133 254H127V255L124 254L125 249L122 247L113 249L117 253L108 254L112 248L111 246L105 245V243H107L108 241L116 239L114 235L117 236L119 233L123 231L124 228H126L130 224H123V223L110 224L111 227H115V230L108 231L106 229L108 225L102 226V229H99V225L97 223H92V222L77 223V222L68 221L79 217L78 215L74 216V213L77 210V208L70 209L67 207L65 208L60 206H55V207L29 206L28 208V205H24V206L8 205ZM70 210H72L73 213L72 215L70 214ZM7 214L10 217V219L8 218ZM4 215H6V217ZM263 220H264V215L261 216V223H260L261 229L256 235V237L254 239L247 240L246 243L248 244L246 246L245 244L244 245L242 244L243 245L242 247L244 249L251 250L250 255L260 254V250H261L260 246L264 243ZM131 229H132L131 237L134 239V241H138L139 224L133 222L131 224ZM249 234L250 233L248 231L244 233V235L246 236ZM108 235H111L112 238L107 239ZM241 242H245V240L244 241L240 239L237 240V246L240 245ZM260 264H264V261Z\"/></svg>","mask_w":264,"mask_h":264}]
</instances>
